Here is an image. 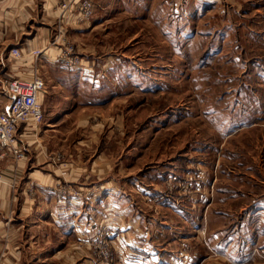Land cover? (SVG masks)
<instances>
[{
    "label": "rangeland",
    "instance_id": "374dc122",
    "mask_svg": "<svg viewBox=\"0 0 264 264\" xmlns=\"http://www.w3.org/2000/svg\"><path fill=\"white\" fill-rule=\"evenodd\" d=\"M184 3L166 0L164 18L150 22L70 29L38 71L50 93L71 94L78 119L90 117L84 128L64 124V134L100 136L85 165L102 152V167L109 158L117 177L116 193L98 206L101 220L86 228L99 233L84 236L97 264H124L118 250L140 229L149 233V264H222L228 232L264 225L254 202L264 200V0ZM62 50L85 65L60 61Z\"/></svg>",
    "mask_w": 264,
    "mask_h": 264
},
{
    "label": "crops",
    "instance_id": "0c3cea01",
    "mask_svg": "<svg viewBox=\"0 0 264 264\" xmlns=\"http://www.w3.org/2000/svg\"><path fill=\"white\" fill-rule=\"evenodd\" d=\"M61 1L0 0V67L4 69V81L15 76L30 78L36 69L40 72L41 63L51 61L53 50L49 45L60 22L58 4ZM91 2L94 10L91 19L80 22L69 16L67 31L95 33L104 24L118 23L125 17L130 22H150L153 14L161 13L160 19H163L166 13V0ZM177 2L183 6L188 0ZM160 19L157 26L163 27L165 22L160 25ZM14 46L26 53L41 49L43 54L35 60L27 54L16 60L9 57V50ZM82 70L84 75L94 76V68ZM42 100L46 109L61 113L45 111L46 117L40 126L22 125L18 138L27 159L19 166L8 159L2 166L6 180L0 186V264H97L87 257L84 236L91 233L94 237L99 233L97 227L95 231L86 228L96 226V221L101 220L98 206L106 196L116 193L117 177L112 175V168H107L111 164L109 158L105 160V168L102 167V152L89 168L85 165L86 148L100 136L88 133L84 134L85 138L73 139L64 134L61 128L64 124L73 123L78 129L88 126L90 120V117L78 119L76 100L71 94L65 88L55 95L47 90ZM61 187L68 190L64 196L59 193ZM256 201L259 208L255 215L264 216V200L256 198ZM253 226L252 233L243 223L236 235L228 232L224 236L221 252L228 260L222 264H264L259 260V255L264 253V225L254 220ZM148 234L140 229L136 238L132 235L129 245L119 246V258L124 257V264H149L145 260L151 248Z\"/></svg>",
    "mask_w": 264,
    "mask_h": 264
},
{
    "label": "built area",
    "instance_id": "2783aa9c",
    "mask_svg": "<svg viewBox=\"0 0 264 264\" xmlns=\"http://www.w3.org/2000/svg\"><path fill=\"white\" fill-rule=\"evenodd\" d=\"M58 7L60 22L53 41L64 44L60 40L66 38V20L69 16L73 15L75 21H87L93 16L94 10L91 0H63L59 2ZM64 52L62 50V54L59 55L60 61L67 62L72 67L85 65L83 60L77 56L66 61L65 57L68 52ZM42 54L41 49L27 52L33 60L40 58ZM24 56L25 52L20 47L14 46L9 50V57L13 59L20 60ZM46 92V82L37 69L30 78L15 76L5 79L0 89V186L6 180L3 163L10 159L13 164L19 166L27 159L25 150L19 144V129L22 125L40 126L43 123L45 110L42 99ZM59 193L64 196L68 190L61 187Z\"/></svg>",
    "mask_w": 264,
    "mask_h": 264
}]
</instances>
